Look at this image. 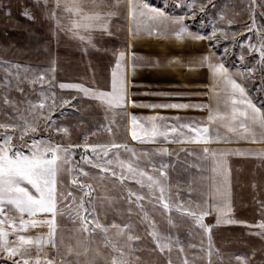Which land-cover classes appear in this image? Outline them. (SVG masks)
Segmentation results:
<instances>
[{
	"label": "rangeland",
	"instance_id": "obj_1",
	"mask_svg": "<svg viewBox=\"0 0 264 264\" xmlns=\"http://www.w3.org/2000/svg\"><path fill=\"white\" fill-rule=\"evenodd\" d=\"M80 2L87 11L91 9L93 0ZM142 2L163 8L169 16H184L189 28L204 36L210 37L214 27L223 30L228 39H224L220 31H217V40L207 39L212 52L211 62L223 63L229 74L245 88L252 104L264 111V64L259 62V53L249 52L248 48L249 44L259 48L264 38V0H257L256 4L252 0ZM188 4H193V7L189 9L186 7ZM201 7L203 11H200ZM119 11L107 21V31L98 27L75 30L73 24L77 18L56 9L55 0H48L47 6L44 0H0V123L20 125L19 117L21 114L28 116L30 103L46 100V104H51L53 93L57 98L54 112L48 113L47 107L43 110L54 121L48 130L44 129L46 121L42 119L37 133H30L22 141L18 139L19 127L15 131L0 128V144H3L7 132L13 136L11 146L25 154H28V145L33 138L47 141L49 137L53 143L64 146H82L86 137L89 145L116 143L132 150L126 151L125 147L111 149V170L102 173L82 159L84 156L94 159L90 149L85 152L84 147L72 148L73 165L79 167L71 175L62 173L60 176L58 193L61 198L55 217L56 246L45 243L39 253L33 248L31 260L34 262L39 255L41 260L53 259L55 264H111L114 258L121 259L113 251V245L122 246L117 242L132 235L131 247L123 248L126 254L123 259H127L129 264H184L185 260L188 264H209V259L211 264H241L236 256L244 258L246 264H264V235L259 234L264 230L256 226L264 222V156L259 155L264 152V143L237 138L218 123L192 125L210 128L214 142L208 145L172 142L177 133L170 131L168 140L160 136L155 138V142L142 143L131 137L130 118L133 115L128 114L127 108L109 111L106 105L83 92L59 87L62 83L81 84L97 92L111 91L112 71L116 68V58L121 49ZM80 36L84 39L81 40ZM40 75L45 80L33 84L32 81ZM210 84L211 108L215 109L219 103V107L225 110L223 98L218 101L213 95L212 77ZM5 98L10 101L8 105L3 102ZM63 100L71 103L64 105ZM135 116L141 124L148 126L146 118ZM110 121L114 122L110 125L111 133L105 131ZM174 122L171 118L157 121L162 127H177L179 130L180 125ZM56 127H67L69 135L57 132ZM182 131L185 136L193 135L188 128ZM217 131L221 137L228 136L230 140L215 142ZM204 147L229 153L225 159L231 170L230 187H224L230 211L220 219V223H217L215 208L204 216L203 224L211 228L210 233L185 214L191 211L199 215L201 209L207 207L205 202L211 189L213 165L210 157L205 158ZM165 148L168 152L162 153ZM117 157L125 164L133 162L134 167L154 177H159L161 165H166L163 169L167 173L164 201L170 204V210L163 208L159 190L147 187L146 177L142 186L137 183L141 179L138 175L117 167ZM79 169L88 175L84 176ZM112 171L116 172L115 177ZM121 171L124 176L122 182ZM73 178L77 179V184L72 183ZM87 185H91L92 190L86 197ZM137 197L143 199L138 200ZM81 202L83 209L79 207ZM178 206H182L180 210ZM81 217H87V221ZM25 219L29 217L25 215ZM36 219L47 220L51 216L42 215ZM229 219L233 223L226 222ZM97 222L108 228V232L96 228ZM112 224L120 228L128 225L126 235L118 237L116 230L110 227ZM49 231L45 224L29 227L26 233L20 234L43 237L46 241ZM153 231L169 243L170 251L160 252L156 248L151 235ZM0 264H12V261L0 253Z\"/></svg>",
	"mask_w": 264,
	"mask_h": 264
},
{
	"label": "snow or ice",
	"instance_id": "obj_2",
	"mask_svg": "<svg viewBox=\"0 0 264 264\" xmlns=\"http://www.w3.org/2000/svg\"><path fill=\"white\" fill-rule=\"evenodd\" d=\"M39 2V0H38ZM253 4L257 3V0H252ZM48 0H44L45 6H47ZM122 4L127 6L130 19L136 24V32L133 35L138 34L141 31H147L148 34H152L153 30H159L160 32H168L174 34L177 39L189 37L193 40L209 39L215 41L218 39L217 31L221 32L224 39H228L227 35L223 34V30L213 28L211 36H202L188 31L187 25L184 23V16H168L161 8L151 7L148 3L138 2V0H93L92 7L89 10H85V6L80 0H55V8L62 9L65 12L70 13L77 19L73 24L75 30L84 29L89 30L93 27H98L102 31H107V21L114 15H117ZM189 9L193 7V4L186 5ZM107 10V11H106ZM203 11V7L200 8ZM53 15L55 13L53 12ZM193 15L195 13L193 12ZM229 24L232 21H228ZM254 23V21H253ZM249 30H252L250 26ZM83 40L84 37L80 36ZM249 52L255 51L259 53L260 63L264 64V38L261 39L260 46L257 48L255 45L249 44ZM124 58V53H120V59L117 61L116 68L112 71L111 77V91L110 92H97L92 89L85 88L81 84H60L61 89H75L78 92H83L85 96L91 99L99 100L102 104L106 105L109 111L115 109H124L129 103L128 99V84L126 75L121 69V60ZM199 64L203 67L205 64L209 68L214 84L213 95L218 99L222 97L225 105V110L219 107V103L215 109L209 107L208 122L209 124L218 123L226 129L227 133L232 134L240 139L249 140L252 143H264V111L257 108L247 98L245 88L237 83L233 75L229 74L228 69L223 63H212L209 56H203ZM54 72L55 69L53 68ZM45 77L40 75L36 77L32 83L43 82ZM22 92L23 89H20ZM52 103L46 104V100H42L38 104H29L27 110L28 116L21 114L19 119L20 125L17 124H3L0 123V128H11L13 131L17 127L20 128V135L18 139L24 140L25 136L30 133H37L40 120H45L44 129L48 130L50 126L54 125V121L51 120L50 115H45L44 109L47 107L48 113L54 112L56 108L55 94H52ZM75 99V97H73ZM4 104L8 105L10 101L5 98ZM64 105L71 103L69 100H63ZM133 107H165V108H187L189 105L178 104H163V105H143L136 104L132 101ZM17 111H19L17 109ZM131 137L133 140H139L140 142H155L156 137L163 136L165 140L169 139V131L177 133L172 142L178 143H196L208 145L213 143V137L210 135V128L207 126L199 127L192 125H180L179 130L177 127L168 129L167 126H161L157 121H163L165 118L152 116L147 117L148 126L141 124L136 116L131 118ZM112 121L109 122V126L105 128V131L111 133L112 127L110 126ZM188 128L189 132L193 135L185 136L182 129ZM56 131L63 133L64 136L69 135L67 127H56ZM5 139L3 144H0V253L6 255L11 259L12 264H55L53 259L41 260L39 255L36 256L34 262L31 260L30 253L33 248L39 253L45 243L56 246L55 241V217L57 216L58 200L61 198L58 193V184L60 182V176L62 173H68L71 175L79 167L73 165L71 157L73 156V147H84L85 152L89 149L93 153L94 159H90L87 156L82 157L85 163L91 164L93 168H98L102 173H108L113 164V160L109 157L111 149H120L125 147L126 151H132L127 149L126 146H122L116 143L111 145H89L87 138L85 137L84 145H67L64 146L60 143H53L51 137L47 141L32 139L30 145H28V154L23 151L15 150L11 146L13 136L9 133H5ZM95 135V133H93ZM183 137V138H181ZM224 140L228 142L230 137H221L219 132L215 133V142ZM27 143V142H25ZM162 153H167L168 150L162 149ZM205 158H211L212 161V184L209 191V198L206 201L207 207L202 208L200 214L195 212H187L186 215L192 217L194 221L207 233L211 232V228L203 224V218L209 215L213 208L217 212V223H220V219L225 217L230 211V203L224 187H230V173L231 170L227 166L225 157L229 153L225 151L215 152L211 151L208 147L203 148ZM242 155L243 153H235ZM259 155L264 156V152ZM133 156L135 153L133 152ZM117 167L127 170L128 173L138 175L141 179L137 180V183H141L143 186L144 178L147 180V187L150 190H159V199L162 202L165 210H170V204L164 201V180L167 179V173L163 170L166 165H161L159 170V177L147 175L144 171L139 170L138 167H134L133 162L125 164L124 161H120L117 157ZM79 171L87 176V172H83V169ZM112 176H116V172L112 171ZM163 178V179H161ZM124 179L123 171H121L120 182ZM73 184H77L76 178L72 179ZM84 186L81 185V188ZM89 191L84 192V196H90L92 186L87 185ZM71 196V193L67 194ZM131 195V193H130ZM137 199H143V197H137ZM79 207L84 208L83 202ZM178 206V210H180ZM85 211H87L85 209ZM25 215L29 219H25ZM50 215L51 219H36L38 216ZM79 215V213H77ZM83 221H87V217H81ZM95 219V218H94ZM228 223H233L232 220H227ZM49 226V233L47 240L43 237L33 238L31 236L22 235L20 233H26L29 227H38L43 225ZM260 229L264 230V222L256 225ZM96 228L101 229L105 233L108 232V228H105L100 223L95 224ZM116 230V235L122 237L126 235L125 229L120 228L116 224L110 226ZM87 231V228H84ZM264 235V231L259 233ZM153 239L156 242V248L160 252H164L165 249H170L169 243L164 241L155 231L151 233ZM15 237L11 240L10 237ZM139 239V237H136ZM133 240L132 235H127V239L118 241L117 244L122 245L117 247L113 245V251L117 252L121 259L114 258L111 264H129L125 257L124 247H131L130 242ZM209 247L211 248V237L209 236ZM182 252L183 249L181 248ZM211 257V251L208 253ZM241 264H246L244 258L240 256L235 257ZM171 264V262H169ZM184 264H188L185 260ZM209 264L211 260L209 259Z\"/></svg>",
	"mask_w": 264,
	"mask_h": 264
},
{
	"label": "crops",
	"instance_id": "obj_3",
	"mask_svg": "<svg viewBox=\"0 0 264 264\" xmlns=\"http://www.w3.org/2000/svg\"><path fill=\"white\" fill-rule=\"evenodd\" d=\"M119 13L122 36L116 59L118 61L120 53H124L120 71L125 73L128 84V114L171 118L178 125L209 123L212 75L206 64L203 67L199 64L203 56L212 58L208 40H193L187 36L177 39L174 34L156 29L151 35L147 31L133 35L136 24L129 17L127 6L122 4ZM185 24L190 33L204 36ZM132 101L138 105L178 104L189 107H133Z\"/></svg>",
	"mask_w": 264,
	"mask_h": 264
}]
</instances>
